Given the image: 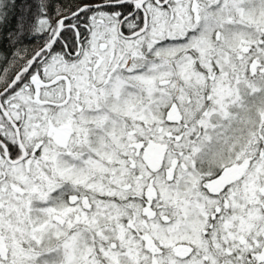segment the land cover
I'll return each instance as SVG.
<instances>
[{"label": "snow or ice", "instance_id": "snow-or-ice-1", "mask_svg": "<svg viewBox=\"0 0 264 264\" xmlns=\"http://www.w3.org/2000/svg\"><path fill=\"white\" fill-rule=\"evenodd\" d=\"M0 264H264V0H0Z\"/></svg>", "mask_w": 264, "mask_h": 264}]
</instances>
